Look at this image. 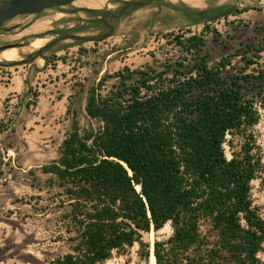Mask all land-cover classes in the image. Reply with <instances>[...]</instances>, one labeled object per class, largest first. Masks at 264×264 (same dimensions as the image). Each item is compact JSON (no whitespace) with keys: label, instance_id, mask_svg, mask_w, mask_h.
Instances as JSON below:
<instances>
[{"label":"trees","instance_id":"trees-1","mask_svg":"<svg viewBox=\"0 0 264 264\" xmlns=\"http://www.w3.org/2000/svg\"><path fill=\"white\" fill-rule=\"evenodd\" d=\"M178 43L197 57L168 71L167 84L160 82L167 71L125 67L90 90L85 111L98 129L81 137L76 128L45 169L67 184L66 233H76L69 253L50 264H107L136 245L150 264L143 234L168 223L171 237L154 242L156 264H263L264 219L251 197L260 161L249 141L231 159L224 149L229 135L247 139L259 121L244 93L250 77L222 74L223 60L210 68L202 37ZM111 78L119 83L105 97ZM8 131L0 121V135ZM3 165L0 147V177Z\"/></svg>","mask_w":264,"mask_h":264},{"label":"rangeland","instance_id":"rangeland-1","mask_svg":"<svg viewBox=\"0 0 264 264\" xmlns=\"http://www.w3.org/2000/svg\"><path fill=\"white\" fill-rule=\"evenodd\" d=\"M123 1L148 0H96L93 8L79 7L75 2L15 18L0 32V51L23 43V48H14L19 50V61H23L38 51L30 47L37 38L45 39L46 45L64 35L103 37L110 31L102 23L103 14L118 15L125 6ZM226 1L232 4L205 13L196 12L205 6L193 10L176 2L173 7L168 0H155L147 7L133 6L121 18L107 19L114 34L105 41L67 39L45 50L44 58L32 63L0 66V87L14 81L21 87L23 81L27 83L21 94L0 100V121L9 125V131L0 135L7 164L0 177V264H50L69 253L67 240L76 233H66L72 227L73 210L66 194L67 184L60 172L45 169L59 161L63 143L76 128L81 137L85 131L98 129V121L85 111L90 90L106 75L114 76L125 67L132 71H167L160 80L167 84L173 75L168 71L194 63L196 50L188 54L178 43L193 36L207 41L202 55L207 56L210 68L216 69L223 60L227 68L222 74L250 77L244 93L254 103L259 121L248 129L247 139L229 135L231 144L226 143L224 149L231 159L246 141L254 145L260 170L251 183V197L264 219V0ZM245 7H249L247 12ZM230 10L240 15L218 17ZM36 25L40 26L35 31ZM118 83L117 78L108 79L101 89L103 96L107 97ZM172 234L168 223L158 233L153 229L144 233L143 241L153 249L157 237L167 240ZM259 257L264 264V251ZM107 264L147 262L140 258L136 245Z\"/></svg>","mask_w":264,"mask_h":264},{"label":"water","instance_id":"water-1","mask_svg":"<svg viewBox=\"0 0 264 264\" xmlns=\"http://www.w3.org/2000/svg\"><path fill=\"white\" fill-rule=\"evenodd\" d=\"M77 0H0V32L3 28V26L18 17L21 16H27V15H35L42 13L43 11L59 8V7H65L69 5H73L74 2ZM155 0H148V1H123L124 8L120 11L118 15H115L111 12H109L107 15H105L102 19V23L106 25L110 29L109 33L103 37L100 38H89V37H83L80 35H64L56 40L51 41L50 43H47L44 47L39 49L35 55L28 60H23L19 62L14 63H4L0 64L2 67H14L24 64H29L34 61H36L38 58H44V51L57 45L58 43L67 40V39H73L75 41H81V42H94V43H100L102 41L107 40L114 34V28L109 25L107 18L108 16H111L112 19H119L121 18L128 10H130L133 6L136 7H147L151 5ZM233 10H231L228 13H224L219 15L218 17H227L231 14ZM16 47H4V50L12 49ZM3 51V50H2Z\"/></svg>","mask_w":264,"mask_h":264},{"label":"crops","instance_id":"crops-1","mask_svg":"<svg viewBox=\"0 0 264 264\" xmlns=\"http://www.w3.org/2000/svg\"><path fill=\"white\" fill-rule=\"evenodd\" d=\"M82 1H80V3H79V1H76V2H78L77 6L83 7L82 4H81ZM90 1H96V0H90ZM168 1H169V4L172 5L173 7H175V3L176 2H181L180 4H182L183 7H186L187 9H193V10H197L199 7L202 8V6H205V7H203L204 9H201V10L198 11V12H204V13L205 12H209L210 9L217 10V11L218 10H222V9H224L227 6H230L229 4H232V3H228L226 0H183L184 2L182 0H179V1L177 0L176 2H172L171 0H168ZM239 3H241V0H240ZM74 4H76V3L74 2ZM240 6H244V5L240 4ZM245 6H250V5H245ZM245 8H249V7H245ZM177 10L180 11V9H177ZM230 11H228V12H230ZM228 12H226V13H228ZM237 14L240 15L239 12L233 10L230 15H237ZM230 15H228V16H230ZM44 24H46V23H42V25H44ZM40 25H36L34 30L36 31V29ZM43 40L45 41V39H43ZM44 46L45 45H43L42 47H44ZM39 49H41V48H39ZM39 49H37V50H39ZM16 82H18V81H16ZM24 86H27L26 82L23 81L22 87H21L20 86V82L19 83H15V81H14V83L8 84V86H4L3 88L0 87V100L1 99L5 100L6 98L9 99V98H12V97H14L16 95L21 94L25 90Z\"/></svg>","mask_w":264,"mask_h":264},{"label":"bare ground","instance_id":"bare-ground-1","mask_svg":"<svg viewBox=\"0 0 264 264\" xmlns=\"http://www.w3.org/2000/svg\"><path fill=\"white\" fill-rule=\"evenodd\" d=\"M81 4L83 7L93 8L96 5V1L83 0ZM44 42L45 41L43 39L37 38L30 44V47L33 49L42 48V46L44 45ZM1 61H4V62L7 61L6 63L19 62V50L12 48L8 50L0 51V64H3L4 62H1ZM138 189H140V187H138ZM153 249L151 253L150 264H156V259L154 256Z\"/></svg>","mask_w":264,"mask_h":264},{"label":"flooded vegetation","instance_id":"flooded-vegetation-1","mask_svg":"<svg viewBox=\"0 0 264 264\" xmlns=\"http://www.w3.org/2000/svg\"><path fill=\"white\" fill-rule=\"evenodd\" d=\"M124 4V3H123ZM180 11H182V10H180ZM196 12H198V11H196ZM109 12H107V13H104L103 14V17L105 16V15H107ZM200 13V12H199ZM201 13H204V12H201ZM109 18H112L111 16H108V18L107 19H109ZM110 25V24H109ZM13 45H8V46H6V47H12ZM22 46H24V44L23 43H19V44H16V48H19V49H21V48H23Z\"/></svg>","mask_w":264,"mask_h":264}]
</instances>
